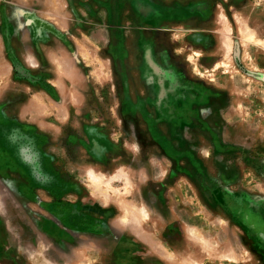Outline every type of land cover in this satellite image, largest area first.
Wrapping results in <instances>:
<instances>
[{"label":"rangeland","instance_id":"374dc122","mask_svg":"<svg viewBox=\"0 0 264 264\" xmlns=\"http://www.w3.org/2000/svg\"><path fill=\"white\" fill-rule=\"evenodd\" d=\"M0 264H264V0H0Z\"/></svg>","mask_w":264,"mask_h":264},{"label":"bare ground","instance_id":"6f19581e","mask_svg":"<svg viewBox=\"0 0 264 264\" xmlns=\"http://www.w3.org/2000/svg\"><path fill=\"white\" fill-rule=\"evenodd\" d=\"M133 212L135 216L138 217V219L145 220L146 218H148V212L145 210V208H138L134 210ZM123 220L126 221V219H123Z\"/></svg>","mask_w":264,"mask_h":264}]
</instances>
